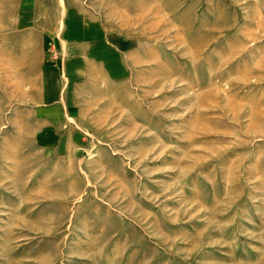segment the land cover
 <instances>
[{
    "label": "rangeland",
    "instance_id": "374dc122",
    "mask_svg": "<svg viewBox=\"0 0 264 264\" xmlns=\"http://www.w3.org/2000/svg\"><path fill=\"white\" fill-rule=\"evenodd\" d=\"M81 18L127 75L51 138L10 60ZM0 264H264V0H0Z\"/></svg>",
    "mask_w": 264,
    "mask_h": 264
},
{
    "label": "crops",
    "instance_id": "0c3cea01",
    "mask_svg": "<svg viewBox=\"0 0 264 264\" xmlns=\"http://www.w3.org/2000/svg\"><path fill=\"white\" fill-rule=\"evenodd\" d=\"M80 20L85 21L87 31L80 41L69 42L64 56L51 59L45 50L31 53L25 49L15 62L10 60L11 66L16 65V91H11L16 99L12 103L26 116H39L41 126L51 132V138H65L61 134L63 123L70 116H81L79 98L89 95L90 84L122 80L127 75L119 48L109 42L107 45L97 24H87V18ZM66 33L64 29L61 35L66 38Z\"/></svg>",
    "mask_w": 264,
    "mask_h": 264
}]
</instances>
